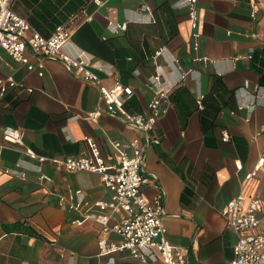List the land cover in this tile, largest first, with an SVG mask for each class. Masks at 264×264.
I'll return each mask as SVG.
<instances>
[{"label": "crops", "instance_id": "1", "mask_svg": "<svg viewBox=\"0 0 264 264\" xmlns=\"http://www.w3.org/2000/svg\"><path fill=\"white\" fill-rule=\"evenodd\" d=\"M178 1L14 0L12 7L43 36L60 24L70 27L66 51L92 56L104 85L119 81L132 87L127 107L133 112L149 111L154 96L149 77L158 50H164L159 63L174 58L191 72L171 93L168 113L156 126L162 143L147 149L145 172L157 180L144 184L142 192L148 200L164 193L168 238L184 249L189 264H228L237 236L223 207L240 193L264 201V164L257 176L246 179L264 141L256 136L264 126V90L250 120L248 109H238L239 99H248L255 85L264 88V43L251 36L264 32V0H198L197 28ZM252 2L258 3L256 18ZM122 24L126 29L118 28ZM1 56L0 78L23 87L0 97V264H142L128 250H108L122 243L119 234L90 220L74 225L79 215L63 208L71 190H82L91 201L109 200L100 176L69 172L52 161L86 154L85 136L109 154L112 140L129 141L139 132L106 113L97 121L86 119L88 112L105 107L100 91L61 62L44 59L40 76L38 69L28 70L4 52ZM176 66L165 69L179 74ZM245 81L249 88L237 96ZM6 126L25 131L26 146L47 158L42 173L50 179H41L38 162L6 141ZM10 168L27 178L12 176ZM257 231L264 232V225Z\"/></svg>", "mask_w": 264, "mask_h": 264}, {"label": "built area", "instance_id": "2", "mask_svg": "<svg viewBox=\"0 0 264 264\" xmlns=\"http://www.w3.org/2000/svg\"><path fill=\"white\" fill-rule=\"evenodd\" d=\"M13 1L0 0V61L1 52H4L15 62L25 64L28 70L38 69L40 76L44 75V59L61 62L74 77L93 83L100 91L105 107L88 112L86 119L97 121L106 113L119 118L139 132L137 137L129 141L112 140L110 143L114 151L109 154H103L92 136H85L84 141L88 146L86 154L52 160L58 168L69 172L89 171L98 174L111 193L109 200L91 201L82 190H71L68 203L63 200L62 205L64 209L79 215L72 223L79 226L90 220L101 224L105 232L119 234L122 243L113 245L108 250H128L138 256L142 264H189L184 249L174 246L168 238V230L163 222L166 215L164 193L159 192L148 200L142 192V187L157 180L155 174L145 172L147 149L162 143L156 126L168 113L171 93L191 72H184L174 58L166 60V65L159 63L158 60L163 56L164 50H158L153 57L156 70L149 77V84L154 90V96L149 102V111L146 114L133 112L127 107V102L134 93L132 87L119 81L111 87L104 85L93 66L92 56L85 52L73 55L66 51L65 47L72 37L70 27L60 24L50 36H43L14 11ZM95 1L100 4V0ZM197 3L198 0L178 1V6L188 11L193 28H197ZM257 4L252 2L254 18L258 15ZM90 18L91 16H87V20ZM152 20L153 17L150 16L148 21ZM118 28L126 29V25H118ZM28 32L31 34L28 35ZM251 36L254 39H261L264 43V32L262 35L254 33ZM30 56L39 57L38 63H32ZM173 64L177 65L176 70L180 72L179 74L174 70L166 71L165 67L171 68ZM173 74H176L175 78ZM16 87H23V84H18L13 79L0 78V97H4L9 90ZM248 88L249 82L245 81L244 86L236 90V95L239 96L241 91ZM263 90L262 86L255 85L254 92L248 99H239L238 109L246 108L249 111L247 120H250L251 114L260 104L259 97L262 96ZM197 99L202 107L204 96L200 94ZM2 134L11 146L31 160H36L37 169L42 173V164L47 158L26 146V133L23 129L6 126ZM259 135L264 137V126L257 132L256 136ZM228 138L229 136L224 134L223 140ZM263 164L264 141L259 161L246 175V179L257 176ZM237 168H242L240 162H237ZM8 173L20 179L27 178V173L20 171L19 168H10ZM41 179L50 177L42 173ZM222 215L237 236L234 257L228 264H264V232L257 231L260 224L264 225V201L259 197L240 193L225 204ZM114 216H118V220L112 222Z\"/></svg>", "mask_w": 264, "mask_h": 264}]
</instances>
